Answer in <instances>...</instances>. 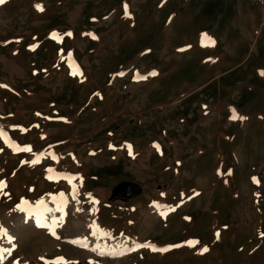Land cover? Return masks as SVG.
<instances>
[{"label":"rangeland","instance_id":"obj_1","mask_svg":"<svg viewBox=\"0 0 264 264\" xmlns=\"http://www.w3.org/2000/svg\"><path fill=\"white\" fill-rule=\"evenodd\" d=\"M262 72L264 0L0 3V264H264Z\"/></svg>","mask_w":264,"mask_h":264},{"label":"water","instance_id":"obj_2","mask_svg":"<svg viewBox=\"0 0 264 264\" xmlns=\"http://www.w3.org/2000/svg\"><path fill=\"white\" fill-rule=\"evenodd\" d=\"M141 192H142L141 184L135 181L123 180L114 186L111 197H116L118 195L137 196Z\"/></svg>","mask_w":264,"mask_h":264},{"label":"snow or ice","instance_id":"obj_3","mask_svg":"<svg viewBox=\"0 0 264 264\" xmlns=\"http://www.w3.org/2000/svg\"><path fill=\"white\" fill-rule=\"evenodd\" d=\"M5 2V0H0V3H4ZM36 8H37V10L38 11H43V6L42 5H36ZM125 9H127V5H125ZM126 14H127V12H126ZM68 35H71L70 33L68 34ZM53 38H56V34H53ZM205 39H208V40H210V38H208L207 36H206V34H204V35H202V46H205L204 45V40ZM212 43H214V42H212ZM72 74H76V73H72ZM262 75H264V72H262L261 73ZM153 75H155V73H153ZM232 119H237V118H239V119H244L243 117H238V116H236L235 115V113L233 114V116L231 117ZM2 137H4V132H3V130L2 129H0V138H2ZM131 146H129V148H130ZM156 147L157 148H159V146L158 145H156ZM22 150H27V151H30V148H25V149H22ZM131 154V153H130ZM51 171V170H50ZM254 182H256L255 181V178H254ZM6 185H5V183L4 182H2V181H0V188H3V187H5ZM57 210H59V209H57ZM53 223L55 224L56 223V220L54 219L53 220ZM53 234H55L54 232H53ZM105 235H108L107 233H105ZM192 244H193V242H189V245L190 246H192ZM149 245H140V247H148ZM153 250H156V249H153ZM167 249H160V251H166ZM205 251H207V249H204ZM101 254H103V253H101ZM60 260L62 261L63 260V258H60Z\"/></svg>","mask_w":264,"mask_h":264},{"label":"bare ground","instance_id":"obj_4","mask_svg":"<svg viewBox=\"0 0 264 264\" xmlns=\"http://www.w3.org/2000/svg\"><path fill=\"white\" fill-rule=\"evenodd\" d=\"M48 205V204H47ZM57 206H59V205H56L55 207L57 208ZM44 208H45V206H39L38 208H36V212H38V211H40V213H38V216H40L41 215V213H43V210H44ZM50 208V207H49ZM52 210V209H51ZM55 209L53 208V211H54ZM48 211V210H47ZM50 211V210H49ZM60 211V210H59ZM44 214V213H43ZM115 244H117V243H115Z\"/></svg>","mask_w":264,"mask_h":264}]
</instances>
